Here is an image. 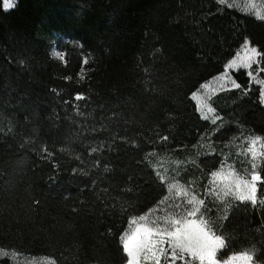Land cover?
Returning a JSON list of instances; mask_svg holds the SVG:
<instances>
[{
    "label": "trees",
    "instance_id": "16d2710c",
    "mask_svg": "<svg viewBox=\"0 0 264 264\" xmlns=\"http://www.w3.org/2000/svg\"><path fill=\"white\" fill-rule=\"evenodd\" d=\"M245 39L264 52V21L214 0H0V250L125 264L129 221L167 194L146 155L210 130L191 94ZM232 77L245 93L225 113L264 137L259 86ZM219 162L197 160L206 173ZM210 228L226 241L219 259L255 246L264 264L263 207L236 201Z\"/></svg>",
    "mask_w": 264,
    "mask_h": 264
},
{
    "label": "rangeland",
    "instance_id": "374dc122",
    "mask_svg": "<svg viewBox=\"0 0 264 264\" xmlns=\"http://www.w3.org/2000/svg\"><path fill=\"white\" fill-rule=\"evenodd\" d=\"M214 1L220 7L232 8L256 19H259L257 13L264 15V0H225L224 4H220L218 0ZM13 3L14 0H12ZM1 4L4 9L12 7L9 6V0H1ZM243 43L244 41L236 49L233 57L225 63L220 73L201 83L191 94L200 117L209 122L210 130L203 133L198 141L190 147L178 148L169 152H150L146 155L148 163L166 184V197L168 199L166 200L165 197L163 201L145 213L143 215L146 217L145 221H140V216L132 218L122 236V244H124L125 237L131 236L139 225L144 224L151 227L154 226L150 223L152 221L162 220L164 216L172 215L174 211L183 212V207L177 209L174 206L176 204L184 205L187 199L193 195L196 196L198 201L203 200L204 204L198 205L200 211L190 219H203L207 222V230L214 233L210 228L211 222L221 220L230 205L239 201L235 198L236 194L245 191L243 186L237 189L235 181L237 179L251 180L253 172L259 173L264 152V137L259 136L261 139L253 144L252 141L257 135L252 134L242 124L228 118L225 113V109L245 93L240 88H234L232 85L234 80L232 72L237 70H243L250 83L259 86V99L261 104L264 105L261 100V95L264 94V69L260 66L259 57L257 63L252 64L250 68L230 67L233 61L238 65L248 55ZM249 47L254 46L249 44ZM52 53L59 55L56 49H53ZM249 72H251V75H248ZM225 127L233 128L231 136L224 141L214 139V133ZM253 152H255V156H253ZM212 155L218 156L220 162L215 169L206 173L198 166L197 160ZM253 164L256 165L255 168H253ZM213 171L220 172L222 175L212 177L211 173ZM170 184L178 185L181 191L179 193L176 189L169 191ZM226 184H229L230 195L228 196L223 195ZM255 200L257 206L264 208V183L261 184V181L256 182ZM187 207L190 209L192 206L188 205ZM205 208L208 210L205 211ZM210 212L212 213L209 215ZM133 220H136L137 223L133 224ZM163 226L161 223V227ZM163 247L168 248L166 238ZM229 255L221 260L227 259ZM0 256L7 257L12 264H50L52 262L50 257L28 255L6 249L0 250ZM190 259V257L185 256V260ZM160 261L161 264H165L163 257L160 258ZM140 264H154V261H145L141 256ZM176 264H185V262L177 261ZM192 264H199V262L192 261ZM233 264H242V262L234 261ZM252 264L257 263L252 262Z\"/></svg>",
    "mask_w": 264,
    "mask_h": 264
},
{
    "label": "snow or ice",
    "instance_id": "6c2138e0",
    "mask_svg": "<svg viewBox=\"0 0 264 264\" xmlns=\"http://www.w3.org/2000/svg\"><path fill=\"white\" fill-rule=\"evenodd\" d=\"M220 4H224L225 0H218ZM9 6H13L12 0H9ZM254 7V6H253ZM258 18L264 21V15L256 14ZM250 42L245 39L243 43L244 49L247 51L246 55L240 64L232 62L230 67L236 66L241 68H250L252 64L257 63V58L264 56V52L258 51L256 47H249ZM251 75V72L248 73ZM234 88H240L241 85L235 80L232 81ZM76 101L83 100L82 95H76L74 98ZM261 100L264 102V94L261 95ZM207 119V117H205ZM167 140L168 137H163ZM261 138L257 136L252 143ZM93 152L97 151L96 148L92 149ZM49 156L52 154L49 153ZM255 156V152H253ZM256 165L253 164V168ZM222 173L213 171L212 177L221 176ZM262 181V177L258 172H253L251 180L235 181L237 189L243 186V192H238L235 198L239 201H252V204H256L255 191L256 182ZM264 182V181H262ZM229 184L225 185L223 189V195L228 196L230 192L228 190ZM176 189L179 193L181 189L176 184H170V189ZM247 193V194H246ZM187 195V193H185ZM166 200L168 197L165 198ZM204 204L203 200H197L196 196H191L187 199L184 205L176 204L174 207L184 209L183 212H173L172 215H166L162 220L150 222L154 226H147L144 224L139 225L131 234L126 236L122 251L127 253V264H140L141 256L145 261L152 260L154 264H161L160 258L163 257L165 264H176L177 261H184L185 264H192V261H198L199 264H233L234 261H241L242 264H252L254 257L258 249L253 247L252 251H245L239 254L229 255L227 259H219V253L226 248V241L222 236H217L211 231L207 230V222L203 219H190L194 217L197 212L200 211L198 205ZM191 205L189 209L187 206ZM208 209L205 208V211ZM186 212V215H185ZM179 217V218H177ZM140 221H145L146 217L141 215ZM133 224L137 221L133 220ZM161 223L164 225L161 227ZM167 239L168 248L163 247ZM170 249V252H169ZM185 256L190 257V260H185Z\"/></svg>",
    "mask_w": 264,
    "mask_h": 264
}]
</instances>
